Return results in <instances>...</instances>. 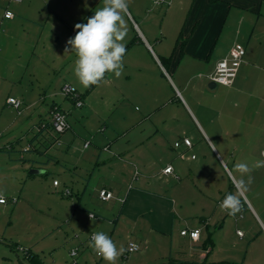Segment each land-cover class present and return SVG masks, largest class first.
Here are the masks:
<instances>
[{
	"label": "rangeland",
	"instance_id": "obj_1",
	"mask_svg": "<svg viewBox=\"0 0 264 264\" xmlns=\"http://www.w3.org/2000/svg\"><path fill=\"white\" fill-rule=\"evenodd\" d=\"M0 1V20L5 5L16 13L14 20L3 21L0 27V193L15 202L0 206V264H41L39 259L44 264H73V260L106 264L89 247L93 232H105L118 247L126 249L129 242L140 246L138 253L125 251L116 264L197 263L210 240L213 247L206 253L207 264H264V228L252 209H246L251 208L248 198L264 218L256 204L264 208V168L251 173L253 182L246 190L238 189L241 177L234 170L238 162L251 165L264 160L260 154L264 151V111L260 112L264 105L257 107L246 97H228L223 85L211 89L209 66L187 64L183 75L192 80L191 95L202 105L198 110L182 91L179 74H173L166 64L165 70L158 68L150 57L138 54L137 48L125 54L119 77L106 73L99 85L84 88L74 74L75 52L65 53L74 26L63 28L50 17L48 4L61 7V1ZM70 1L62 6L68 12L85 10L80 1L73 0L72 5ZM193 1L132 0L149 12L146 25L164 40L162 52L166 53L173 50V36L186 22ZM130 35L135 34L128 29L126 37ZM151 43L156 54L162 55ZM136 54L142 64L136 63ZM67 84L85 95L88 106L74 107L63 94ZM10 97L21 102L20 113L7 104ZM53 104L68 113L71 128L59 137L62 147L47 150L41 143L56 135L41 131L50 122ZM143 137L147 138L144 144L134 147L141 160L137 161L155 162L151 169L155 176L168 164L176 170L174 177L161 180L163 193L176 201L173 227L164 230L130 217L116 221L122 204L100 202L92 188L109 183L113 175L109 168L118 160L116 180L110 184L124 200L122 195L136 170L138 176L144 174L142 167L124 151L99 167L97 157L109 154L102 151L108 142L120 139L118 148L127 150L129 139ZM185 138L192 143L189 151L182 145ZM120 158L122 163L134 164L123 170ZM229 193L241 199L242 209L235 216L219 206ZM90 213L104 222L102 228L94 226L98 220L90 219ZM186 228L201 233L195 247L180 234ZM76 249L79 253L72 259L70 254Z\"/></svg>",
	"mask_w": 264,
	"mask_h": 264
},
{
	"label": "crops",
	"instance_id": "obj_2",
	"mask_svg": "<svg viewBox=\"0 0 264 264\" xmlns=\"http://www.w3.org/2000/svg\"><path fill=\"white\" fill-rule=\"evenodd\" d=\"M12 1L13 0H9L10 3ZM60 1L61 5L63 6L65 0ZM78 1L83 4L85 10L80 11L75 8L72 9L73 11L68 12L65 7H58L57 5V9V7L54 8L51 4L47 3L48 5H50V17L55 19L56 22L58 21L59 26L66 29L71 28L77 23L84 22L86 24L87 18L93 16L95 14V11L98 10L103 3V0ZM18 2H16V4H18ZM73 2L74 1L71 0L70 4L72 5ZM0 4H2L1 1ZM5 6L6 7H3L4 12L6 10H10L14 13L9 5ZM15 17L16 13H14V18L12 19H5L3 16V18L0 20V27L2 28L3 21H11L14 20ZM149 18V12L146 11V9L137 7V4H135L131 0V2L129 3L128 14L125 16V20L127 28L132 32L134 31L135 35L125 37V40L123 41L126 45V55H128V52L130 50L137 48L139 50L138 54H145L150 57V59H152V61L158 68L164 69V65L166 64L173 74H179V84L182 88V91L188 94V98H192V103L198 110L202 105L199 100H194L193 96L191 95L193 90H190V82L192 80L184 78L183 74H185V66L187 64L209 66V73L207 75V78L210 80V76L214 73L217 63L228 55L229 51L235 44H241L245 47V56L233 84L231 86L223 87L226 88L228 97L230 95H233L235 98L238 96H240V98L246 97L247 99L245 100L249 102L250 100L252 102L254 101L257 107L260 105H264V0H218L216 3H211L209 0H194L192 9L190 10L186 22L182 26L177 36H173V38H176L174 48L168 53L162 52V49H164V40L160 41L158 37H155V35L152 33V30L146 25V21ZM137 20H140L141 23H139ZM73 36L75 35L73 34ZM164 39H167L166 36ZM151 41H154L155 47L159 48V50L162 52V55L158 56L156 54ZM137 57V54L133 57L135 58L136 63L142 64L143 62L139 59V57L137 59ZM139 66L142 67L143 65ZM205 70H207V68ZM199 76L202 75L200 74ZM211 84L213 86L215 85L210 80V85ZM218 86L219 85H215V87H211V89H216ZM182 91H179L180 97L182 98L186 106L190 108L187 99L184 97ZM80 95L84 97L83 106H88L85 95L81 93ZM181 105L183 106V103H181ZM257 107L256 110L258 109ZM262 107L263 109L260 111L261 113H263L264 111V106ZM146 139V137H143L141 139H129L127 141V150L118 148L120 139L114 140L113 143L108 142V145L102 148V151H106L109 154L103 157V154L100 153L97 157L96 165L98 167L103 164L106 165V160H108L111 156L114 158L121 156L118 155L117 152H119V154H123V151L126 152L127 156L131 160L136 162L141 161L136 157L134 147L143 145ZM59 141L60 145L57 144V140H55V138H53L52 140L46 139L41 143V145L46 147L47 150L48 148H59L63 146L62 139H59ZM177 143L178 142H176L175 144ZM182 145L186 151H189L192 147L186 146L183 142ZM11 148L13 149L14 146H11ZM262 152L264 151L261 150V153ZM262 157L264 158V156ZM121 159L122 158H120V160ZM112 163L114 164V167H110L109 169L112 170L113 175L111 176V179H109V183H102L101 185L97 186L93 185L92 188L96 193L98 199L99 191L102 189H106L112 192L115 196V198L110 201H102L99 199L100 202L109 203L113 201L122 204L118 219H116V221H119L121 217H130L135 222L137 220H142L145 223H149L154 229L164 230L167 228V226L173 227V217L176 201L173 197H169L168 195H165V193H163L166 189L161 183L165 179H169L175 176L176 170L173 165L168 164L165 167H162L160 172H158V176H155L151 173V169H154L155 167V162L153 163L151 160L138 162V165L142 167V171L144 172V174L140 173L141 175L138 176V169L136 170L137 172L135 173V177L133 176L132 181H129L128 191L127 189L125 190V192L127 191V193H125V195H122L125 197L123 200L121 199V197H119V195H115L116 192L113 188L114 185H112L113 181H111L116 180L114 176L116 175V172L114 171L115 167H118L120 165V161L118 162V160H116V162ZM131 164L134 163L125 161L121 164V166L123 167V170H125L126 168H129ZM168 166L173 167L174 170L172 174L164 173V169ZM122 173L124 174V171H122ZM110 182H112V184H110ZM121 191L122 190H120L119 192ZM6 199L7 203L0 204V206H7L9 203L13 205L15 204L13 200H9L8 198ZM247 200L248 205L251 208H248L247 206L246 209L249 211H251L250 209H252L253 214L258 218L262 227L264 228V218L258 215L256 205L254 207V205L248 198ZM256 204L262 211V215L264 216V208L262 207V204H259L258 201L256 202ZM90 214L93 215L96 219L95 214ZM94 226L102 228L104 226V222L98 220ZM184 230L192 231L199 229L186 228L182 229L180 232L181 236L186 238L188 242L195 247L201 241V233L199 240L194 241L190 236L182 235V231ZM212 247V242L208 241V244L204 246L205 253L199 254L200 259L197 263L205 262L206 253L211 252ZM11 249L13 252H15L14 247H12ZM77 250L79 253V249ZM140 250L141 248L138 252H140ZM39 262L41 264H44V262L40 259Z\"/></svg>",
	"mask_w": 264,
	"mask_h": 264
},
{
	"label": "clouds",
	"instance_id": "obj_3",
	"mask_svg": "<svg viewBox=\"0 0 264 264\" xmlns=\"http://www.w3.org/2000/svg\"><path fill=\"white\" fill-rule=\"evenodd\" d=\"M128 9L129 0H103V7L87 18L86 24H75L76 34L68 39L65 53L75 52L77 58L74 74L84 88L99 85L105 79L106 73H113L117 77L122 74L123 58L126 54V45L123 42L127 34L125 16ZM261 155L264 156V152ZM259 168H264V160H257L251 165L246 162L234 165L235 172L241 177L239 190L247 189L253 182L251 173ZM3 202L4 196L0 193V203ZM219 206L231 216L237 215L242 209L240 197L231 193L224 197ZM90 219L94 220L95 217L90 214ZM89 247L106 264H116L126 251L123 246L118 247L105 232H93Z\"/></svg>",
	"mask_w": 264,
	"mask_h": 264
},
{
	"label": "built area",
	"instance_id": "obj_4",
	"mask_svg": "<svg viewBox=\"0 0 264 264\" xmlns=\"http://www.w3.org/2000/svg\"><path fill=\"white\" fill-rule=\"evenodd\" d=\"M13 1H19V0H13ZM156 3V0H154ZM166 2V0H159V3ZM4 18L5 19H12L14 18V13L10 10H6L4 12ZM73 34H76V30L73 28ZM245 47L241 44H235L231 50L229 51L228 55L220 60L215 68L214 73L210 76L211 82H213L215 85H223V86H231L237 76V73L239 71V68L243 62L244 56H245ZM63 94L65 97L70 99L73 102V105L75 107H83L84 102L80 95V93L71 85L67 84L63 87ZM7 104L14 107L18 112L21 108V102L13 97L8 98ZM51 124L53 127V131L56 136H61L65 134L70 129V124L68 121V114L62 110L59 109L58 106L54 107V109L51 111ZM1 136V133H0ZM183 143L191 147L192 143L189 139L185 138ZM57 144L60 145V141L57 140ZM91 143H86L85 148H88ZM180 144H176V146H179ZM173 167L168 166L164 169L165 174H172L173 173ZM56 184V183H55ZM67 195L70 194L69 191L66 192ZM98 197L102 201H110L115 198L114 194L106 189H102L99 191ZM7 199L4 197V202L0 204H6ZM93 216V215H92ZM239 235H242L241 232H238ZM182 235H188L191 237L192 240L197 241L200 238V231L199 230H192L182 231ZM139 246L134 243L130 242L127 247V253L132 254L139 251ZM21 251H26L24 248H19ZM71 258L75 259L78 255V250H73L71 252ZM73 264H77L75 260H73Z\"/></svg>",
	"mask_w": 264,
	"mask_h": 264
},
{
	"label": "trees",
	"instance_id": "obj_5",
	"mask_svg": "<svg viewBox=\"0 0 264 264\" xmlns=\"http://www.w3.org/2000/svg\"><path fill=\"white\" fill-rule=\"evenodd\" d=\"M211 3H216L218 0H209ZM132 43V42H131ZM130 43V44H131ZM129 44V45H130ZM128 45V46H129ZM81 97H82V99L84 98L82 95H81ZM56 106H58L59 107V109H62V107L60 106V105H56V104H53L52 106H51V110H50V117H51V111L54 109V107H56ZM21 109V108H20ZM62 110H64V109H62ZM65 111V110H64ZM66 112V111H65ZM19 113H20V111H19ZM67 113V112H66ZM68 114V113H67ZM43 130H51L52 131V133H54V131H53V127H52V124H51V120H50V122L49 123H47L45 126H44V128L42 129V131L41 132H43ZM55 134V133H54ZM56 138H55V140H58L59 141V137L60 136H55ZM211 241V240H210ZM23 252H26L27 254L26 255H28V257H30V259L33 257L32 255H31V253L30 252H28V251H23ZM170 264H207L206 262H201V263H196V262H181V263H173V262H171ZM212 264H216V263H212ZM218 264H235V263H223V262H221V263H218Z\"/></svg>",
	"mask_w": 264,
	"mask_h": 264
},
{
	"label": "water",
	"instance_id": "obj_6",
	"mask_svg": "<svg viewBox=\"0 0 264 264\" xmlns=\"http://www.w3.org/2000/svg\"><path fill=\"white\" fill-rule=\"evenodd\" d=\"M210 87H213V88H214V87H215V85L213 86V85L211 84V85H210Z\"/></svg>",
	"mask_w": 264,
	"mask_h": 264
}]
</instances>
